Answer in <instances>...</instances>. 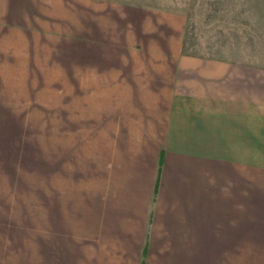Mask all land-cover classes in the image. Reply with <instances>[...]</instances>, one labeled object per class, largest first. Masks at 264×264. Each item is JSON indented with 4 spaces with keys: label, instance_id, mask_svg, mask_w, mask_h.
I'll list each match as a JSON object with an SVG mask.
<instances>
[{
    "label": "rangeland",
    "instance_id": "1",
    "mask_svg": "<svg viewBox=\"0 0 264 264\" xmlns=\"http://www.w3.org/2000/svg\"><path fill=\"white\" fill-rule=\"evenodd\" d=\"M228 67L264 71V0H19L10 10L0 0V264H40L41 190L102 178L104 132L121 116L133 127L130 117L170 86L222 83ZM255 249L241 251L240 263L264 258Z\"/></svg>",
    "mask_w": 264,
    "mask_h": 264
},
{
    "label": "crops",
    "instance_id": "2",
    "mask_svg": "<svg viewBox=\"0 0 264 264\" xmlns=\"http://www.w3.org/2000/svg\"><path fill=\"white\" fill-rule=\"evenodd\" d=\"M222 75L170 86L133 127L121 116L104 132L102 178L41 190L40 264H241V251L264 252L250 212L264 71Z\"/></svg>",
    "mask_w": 264,
    "mask_h": 264
}]
</instances>
